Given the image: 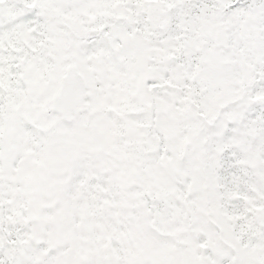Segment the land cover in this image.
<instances>
[{
    "label": "snow or ice",
    "instance_id": "6c2138e0",
    "mask_svg": "<svg viewBox=\"0 0 264 264\" xmlns=\"http://www.w3.org/2000/svg\"><path fill=\"white\" fill-rule=\"evenodd\" d=\"M0 264H264V0H0Z\"/></svg>",
    "mask_w": 264,
    "mask_h": 264
}]
</instances>
